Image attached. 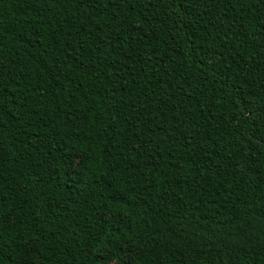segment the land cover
<instances>
[{
    "label": "trees",
    "instance_id": "obj_1",
    "mask_svg": "<svg viewBox=\"0 0 264 264\" xmlns=\"http://www.w3.org/2000/svg\"><path fill=\"white\" fill-rule=\"evenodd\" d=\"M264 264V0H0V264Z\"/></svg>",
    "mask_w": 264,
    "mask_h": 264
},
{
    "label": "rangeland",
    "instance_id": "obj_2",
    "mask_svg": "<svg viewBox=\"0 0 264 264\" xmlns=\"http://www.w3.org/2000/svg\"><path fill=\"white\" fill-rule=\"evenodd\" d=\"M107 264H115V262L107 263Z\"/></svg>",
    "mask_w": 264,
    "mask_h": 264
}]
</instances>
